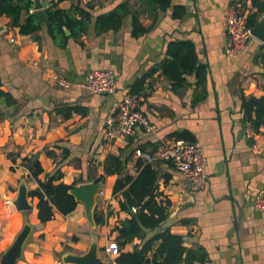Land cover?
<instances>
[{"label": "crops", "instance_id": "crops-1", "mask_svg": "<svg viewBox=\"0 0 264 264\" xmlns=\"http://www.w3.org/2000/svg\"><path fill=\"white\" fill-rule=\"evenodd\" d=\"M50 1L41 0L43 7ZM125 1L133 13L123 18L118 30L97 34L96 17ZM232 1L171 0L165 10L153 11L142 0H65L59 7L78 5L91 18L87 32L78 38H68L65 29L63 45L53 41L45 25L36 41L8 26L9 17L0 16L1 89L12 97L10 103L0 97V264L25 224L31 230L15 264H75L65 259L84 255L92 244L102 261L116 264L118 251L112 254L106 247L116 243L113 227L128 215L119 209V195L113 193L120 174H105L107 157H120L122 172L135 175L141 158L135 149L155 157L160 146L184 131L206 151V183L195 187L170 162L157 161L168 176L159 180V191L170 202L162 227L182 236L187 250L202 254V264H264V211L253 206L256 192L264 188V125L259 134L247 137L240 107L242 95L264 94V43L250 39L243 53L225 55L223 12ZM240 1L249 7V15L256 11L252 0ZM178 5L185 12L173 18V6ZM133 15L146 28L137 37L132 35ZM179 40L194 43L207 73L199 86L194 74L185 75L184 86L174 90L159 64L168 42ZM91 69L114 73L113 95L88 93L81 86ZM143 75V89L135 97L150 128L136 125L131 136L108 137L103 126L108 107ZM58 76L72 86H58ZM67 107L70 116L64 117ZM35 161L43 169L36 177L31 172ZM57 170L65 184H100L93 225L78 201L68 214L55 211L52 219L40 223L38 199L28 192L38 186V179ZM21 185L28 210L14 205ZM152 234L147 232L146 238ZM140 243L135 238L123 250L132 251Z\"/></svg>", "mask_w": 264, "mask_h": 264}, {"label": "trees", "instance_id": "trees-1", "mask_svg": "<svg viewBox=\"0 0 264 264\" xmlns=\"http://www.w3.org/2000/svg\"><path fill=\"white\" fill-rule=\"evenodd\" d=\"M65 0H51L43 7L45 21L39 20L37 11H32V0H0V16L10 18L8 26L18 28L22 35H31L36 41L40 37L38 32L42 26H46L48 35L54 42L63 45L67 36L65 29L69 31V37L78 38L87 32L91 15L87 9L78 5L70 6L69 9L59 7V3ZM153 11H162L170 6L171 0H142ZM251 4L256 11L248 16L247 23L252 27L264 12V0H252ZM129 2H120L110 11L96 17L95 30L97 34L107 31H116L121 27L123 18L133 13ZM74 11L76 14H72ZM185 12L183 6H173V18H181ZM146 28L142 26L138 15L132 16V35L137 37L143 34ZM161 73L172 82L175 90L184 86L185 75L194 74L196 86L205 80L207 68L198 61L194 43L190 40L170 41L167 44L165 58L159 64ZM146 75L138 77L130 84L129 92L138 95L143 89ZM264 90V86H263ZM0 97H5L10 103L12 98L9 93L1 89ZM241 112L243 127L246 122L250 123L252 133L259 134L264 125V94L260 96H241ZM62 109H57L60 111ZM70 107L63 109L64 117L70 116ZM178 138L193 141L192 136L184 131L177 134ZM252 140H250L251 142ZM105 166V174L118 173L120 176L115 180L113 193L119 195V209L126 212L128 217L113 227L117 233L116 243L118 254L116 264H178L180 262H201L202 254L193 250H187L183 245V238L174 234L168 227L162 224L168 218L169 200L162 197L159 191V180L165 176L160 171V164H151L138 158L135 163L136 174L131 175L122 172L124 163L120 157L109 155ZM171 163V162H170ZM43 171L38 161L33 163L32 175L36 177ZM62 173L57 170L47 174L44 180L38 179V186L29 191L30 197H36L37 217L40 223L53 218L55 211L65 215L73 211L77 201L70 193V189L79 181L72 184L61 182ZM135 208V211H132ZM96 223L100 219L95 214ZM153 234L146 238L147 232ZM141 240L140 245H135L132 251H124L126 244L133 239Z\"/></svg>", "mask_w": 264, "mask_h": 264}, {"label": "built area", "instance_id": "built-area-1", "mask_svg": "<svg viewBox=\"0 0 264 264\" xmlns=\"http://www.w3.org/2000/svg\"><path fill=\"white\" fill-rule=\"evenodd\" d=\"M249 7L240 0L229 3L223 12V35L225 38L224 53L227 57H234L245 51L250 39L251 27L247 23ZM58 86L69 88L72 83L64 77L55 79ZM81 86L92 94H114L117 88L114 73L109 69H91ZM136 125L150 128L149 121L141 112L135 95L130 92L120 98H114L108 107L103 119L105 133L110 138H124L134 134ZM243 131L247 137L252 135L251 126L246 122ZM134 154L146 162L155 164L157 161H168L195 187H202L206 183L207 155L205 149L193 141L177 138L169 144L159 147L156 156L151 157L140 149ZM253 206L264 211V188L259 189L254 197ZM132 208V211H135ZM106 251L116 254L118 246L115 242L109 243ZM178 264H202L199 261Z\"/></svg>", "mask_w": 264, "mask_h": 264}, {"label": "water", "instance_id": "water-1", "mask_svg": "<svg viewBox=\"0 0 264 264\" xmlns=\"http://www.w3.org/2000/svg\"><path fill=\"white\" fill-rule=\"evenodd\" d=\"M32 11H37V15L40 21H45V13L43 11V4L41 0H32ZM3 26L0 25V30ZM252 36L264 43V12L257 20V22L251 27ZM42 101H45L43 97H39ZM100 184L95 182L80 183L70 189V193L74 196L75 200L82 203L85 211V215L91 225H93L92 209L95 204V196L97 194ZM14 205L19 210H28L31 207L27 203V193L24 185H21L17 199ZM31 227L25 224L16 236L11 246L5 251L1 264H15V261L19 258L23 242L25 241ZM65 261H70L75 264H107L98 256L96 245L92 244L88 251L84 255H69Z\"/></svg>", "mask_w": 264, "mask_h": 264}]
</instances>
